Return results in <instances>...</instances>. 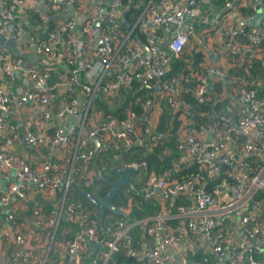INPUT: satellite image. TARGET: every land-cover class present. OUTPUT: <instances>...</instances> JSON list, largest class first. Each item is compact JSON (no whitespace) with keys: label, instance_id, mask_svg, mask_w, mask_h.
I'll return each instance as SVG.
<instances>
[{"label":"built area","instance_id":"obj_1","mask_svg":"<svg viewBox=\"0 0 264 264\" xmlns=\"http://www.w3.org/2000/svg\"><path fill=\"white\" fill-rule=\"evenodd\" d=\"M45 1L41 3L51 15H62L67 7L73 15L51 22L27 0H10L0 6V35L13 32L16 42L24 37L23 26L18 22L13 25L15 17L24 9L44 14L39 17L45 38L35 35L29 40L36 53L59 55L66 66L61 77L49 85L48 71L25 66L19 56L9 62L4 49L0 50V67L9 83L20 73L25 81L39 84L18 94L0 88V131L13 133L8 118L16 116L21 121L22 141L45 157L31 168L25 156L0 150V172L13 178L0 190V214L13 240L12 246L5 247L8 263L107 264L112 254L122 252L135 264H264V197L257 196L264 187V94L257 96L247 69L262 50L264 0L221 3L219 27L224 46L231 57L245 58L243 74L229 78L227 70L214 66L201 73L190 72L197 81L190 95L199 105L212 101L210 77L227 81L228 92L240 104L235 123L226 111L200 110L184 98L182 92L189 89L179 85L183 76L161 80L170 68L169 56L150 33L151 26L172 30L165 44L170 55L178 57L192 35V20L206 22L202 9L210 7L213 0H184L170 10L164 9L167 0H150L125 33L119 20L121 0ZM256 6L261 18L252 26L247 21ZM248 8L252 13L242 15ZM242 19L245 24L239 22ZM134 28L144 34V42L130 36ZM134 82L138 88L157 87L166 113L179 121L174 132L177 157L161 172L147 173L136 188L143 199L163 202L156 214L132 222L107 216L110 220L99 233L93 219L95 210L69 198L71 190L90 186L95 170L90 165L92 158L107 147L117 154L133 145L150 148L165 139L155 130L150 114L152 93L142 101L138 113L126 110L122 117H104L95 106L97 100H114ZM33 107L38 111L34 116ZM198 117L204 121L197 122ZM65 118H75L74 123L53 124ZM49 123L50 135L37 127ZM253 132L261 142L253 140ZM93 139L98 142L95 149ZM126 165L135 166L133 161H123L122 166ZM191 166L196 170L185 173ZM29 184L51 204L48 212L38 201L31 207L30 216L47 241L40 253L26 245L16 231L10 208L11 200L25 199ZM61 216L75 228L72 233L59 230ZM225 220L236 237L231 244L222 229ZM133 226L142 231L137 241L130 234ZM97 241L101 246L90 255L88 244Z\"/></svg>","mask_w":264,"mask_h":264},{"label":"crops","instance_id":"obj_2","mask_svg":"<svg viewBox=\"0 0 264 264\" xmlns=\"http://www.w3.org/2000/svg\"><path fill=\"white\" fill-rule=\"evenodd\" d=\"M9 1L10 0H0V6L5 4V2H9ZM27 2H32L31 3L32 5L38 6L41 2H46V1L45 0H27ZM72 2H88V0H73ZM138 2H140V0H138ZM146 2L149 3L150 0H147ZM151 2H154V1L152 0ZM182 2H184V0H167L166 6L164 9L170 10V9L178 8ZM213 2L214 1H212L211 4L209 5L210 7H206L202 9L203 15L206 18V22L201 21V20H196V19L192 20L193 25H194L192 35L189 37L188 42L183 46V49L181 51V53H184L186 56L192 50L201 51L203 56L199 64L200 66L199 73L203 72L204 68L208 66H214V67L221 68L224 70H227L228 68H232V67L237 68L240 66V62H241V58L231 57L229 55L228 49L224 46V39L220 33V27H219V13L221 9V4L215 5ZM29 13H32V14L36 13L40 17L44 15L41 12H40L41 14H38L33 9H24L20 12L18 16L15 17L13 25H15V23L17 22L18 24H21V25L25 23L27 24L29 23L28 28L23 27V34L26 36V38H23L22 40H19L16 42L17 53L15 54L16 56H19V58H21L25 66L48 71L49 72L48 84L52 85L61 77L62 72L63 70H65L66 66L63 63L61 56L44 54V53L38 54L34 51V49H32L33 44L29 40V38L35 35L38 36L39 38H42V36L45 35V30L43 27L40 26V23H37L34 20L28 21ZM241 14L243 15L242 11H241ZM31 17L32 16H30V18ZM119 20H120V16H119ZM7 25H10V24H7ZM38 28H41L42 30L36 33ZM150 29H151V32H150L151 35H153L160 43L163 42V44H165L166 38L170 37L171 31H172V30H169L165 32L162 29H159V27H155V26H151ZM157 29H158V32H157ZM2 49H4V52L6 54L5 58L9 62L14 60L16 56L14 57L12 55L13 52H11L5 47L0 46V50ZM263 50L264 48H262L260 52L261 54L260 56L263 57L262 63L264 66V54L262 55ZM186 61L188 65L190 62L189 59ZM115 71L116 69L108 72L107 75H110ZM209 79L214 85V93H213L212 102L213 101L215 102L218 100L225 106V110L228 114L229 112L233 114L235 113L237 114L238 107L240 106V104L235 102L232 99L231 93L228 92V90H231V88L226 86L227 81L223 80V83L220 85L221 89L217 91L216 83L220 81L219 80L220 78L210 77ZM252 81L254 84L256 83L255 84L256 88L257 86L259 87L262 84V81L260 80H256V81L252 80ZM182 84L183 83L181 81L179 85L182 86ZM0 88L4 89L6 92H13V93L18 94L30 88V84L29 82L22 79L20 73L16 75V78L14 79L13 82L9 83L6 80L4 73L0 67ZM151 93L154 96L152 97L153 105L151 106L150 114L155 120V130L162 135L161 138L165 136V139H166V137L169 136V134L173 133L174 135V132L179 125V121L174 118H171L166 113L167 120L164 122L162 126V131H158L157 124H158V121L160 120L159 118H160V115L162 114V111L166 112V104L161 94V91L157 89V87L154 88V90H152ZM150 95L151 94H149L148 97H150ZM226 96L229 97L227 100H225V98H227ZM108 105L111 106L110 103H108ZM31 111H33V116L36 115L38 112L36 107H33ZM213 112L215 111L213 110ZM74 120L75 118L74 119L65 118L59 121H55L53 124H59V125L65 126V125L74 123ZM8 122L10 125L14 127V130H13V133H10V132L3 133L0 131V150L10 151L14 153V155H23L25 156V161L31 168L37 167L38 164L42 160L45 159V157L42 155V152L40 150L30 147L29 145L25 144L22 141L21 121L19 118H17L16 116L9 117ZM37 127L40 130L45 131L47 135H50L52 133V123L42 124V125L39 124L37 125ZM251 135L254 141H258V142L262 141V138L255 132H253ZM144 148L148 149L149 147H144ZM105 149L100 154L95 155L90 161L91 163L90 165L93 166V169L94 167L99 166L101 162L103 161L102 158L104 157L102 156V154L105 151ZM114 154H115V159L118 160L117 158L119 156L118 155L119 153L116 154L114 152ZM118 161H120L123 164L124 160H118ZM141 168L143 172L145 173L144 174V178H145V175L147 173L144 171L143 164H141ZM144 178L142 179V181H144ZM12 180L13 178L10 173L0 172V190L7 187L8 184L12 182ZM142 181L138 183V186L142 183ZM73 193L81 195L80 189H73L70 191L69 198L72 196ZM11 201L12 202H10V208H12V211L14 214V224L16 226V231L25 238L26 245L32 246L36 252H39V253L43 252L47 244V241L45 240L44 233H42V231L37 226H35V223L32 217L30 216V212H31L32 203L34 201H38L41 204V207L43 208L44 212H48V210L51 209V204L40 196L39 192L36 191V188L32 184H29L26 188L25 199L23 200L14 199ZM74 201L81 203L79 200H74ZM121 207L124 209L123 206ZM90 209L92 211L93 208H90ZM63 216H61L60 218L59 230L63 229V230H67L68 233H72L75 230V228L73 226L68 225ZM112 219H114L113 216H112ZM118 219H120L121 221H125V218L121 216H119ZM224 223L226 225L222 226V229L225 232V236L227 240L231 244L233 242V239L236 237L228 229V227L231 224L227 220H225ZM66 238L68 239L69 236H66ZM8 245L12 246L13 240L10 237L8 224L5 223V221L3 220V215L0 214V264H10L6 260V251L8 249H6L5 247ZM54 258L55 256L51 252L50 260H53ZM195 258H197V256H195Z\"/></svg>","mask_w":264,"mask_h":264},{"label":"trees","instance_id":"obj_3","mask_svg":"<svg viewBox=\"0 0 264 264\" xmlns=\"http://www.w3.org/2000/svg\"><path fill=\"white\" fill-rule=\"evenodd\" d=\"M147 0H121L122 2V9H126L124 13V19L125 22L128 23V28L132 25V23L135 21L136 17L141 12L142 8L147 4ZM214 4H221L222 0H213ZM243 15L251 14L252 11L250 8L242 10ZM29 19L28 21L34 20L37 23H40V17L36 13H29ZM30 16H32L30 18ZM29 24V23H28ZM27 23L22 24L23 27L28 28ZM248 27V26H247ZM160 29V28H159ZM121 30L125 33L127 29L124 28V24L122 23ZM158 32V29H157ZM133 39L144 42V34H140L139 31L134 28L131 31L130 35ZM162 50L165 52L167 56H169V63L170 68L167 72H165L161 78V80H168L171 77H177L179 75L183 76L184 79L182 81V86L185 88H188L189 90L182 92V96L186 98L193 106H195L197 109H210L214 110L216 113L225 112V106L220 101H210L209 104H202L199 105L195 102L194 98L190 95V90L194 88L196 84L195 75H191V71L199 72L200 71V62L202 60L203 54L200 50H192L187 56L184 53H181L178 57H173L170 55L169 50L166 47V44H163V42L160 43ZM261 48H264V40L261 43ZM264 54V50L262 51V55ZM12 55L15 57L16 54L12 53ZM261 55V54H260ZM259 55L258 57H254L250 60V66L247 68L245 66V58H241L242 63L239 67L235 68H228L227 69V76L230 77H237L244 73L245 69H248L249 72V79L251 80H260L262 81V84L258 87L257 86V96H262L264 94V66H263V57ZM237 56V55H236ZM190 61V64L187 65V61ZM190 70H189V67ZM186 79V80H185ZM216 83V90H220V85L223 83L222 79H219ZM222 81V82H221ZM256 84V83H255ZM227 86V85H226ZM154 90V87L146 88H138L136 83H132L129 87L124 88L120 90L114 100H108V102L111 104V106L108 105V103L104 102L105 100H97L95 101V106L102 110V115L104 117H122L126 110H131L136 113L140 110V105L142 101L149 96V94ZM227 95V94H226ZM227 97V96H226ZM229 97L225 98L227 100ZM224 100V101H225ZM214 112V113H215ZM160 120L157 124L158 131H162V126L164 122L167 120V114L165 111H162V114L160 115ZM197 122H203L204 118L198 117L196 119ZM176 124V123H175ZM168 137V138H167ZM166 139L163 141H157L154 145H152L150 148L145 149L138 145H133L130 149L123 152V160L125 162H131L135 158L139 157L140 155L144 156V163L143 168L146 173L150 172H161L164 168L170 165V161L177 157V152L174 149L175 148V141H174V135L169 134ZM100 154L96 153L95 155ZM196 170L195 167L191 166L189 169L185 170V173L194 172ZM183 173V172H182ZM181 173V174H182ZM183 175V174H182ZM99 190L97 191V196H94L90 192V186L85 187L84 189L90 194V196L93 199L100 200L102 195L105 192L106 185L102 184L99 185ZM126 194H128L131 199H126V196L122 191H120L113 199L112 204L123 206L127 215L125 220L127 222H132L134 220L152 216L156 214L159 210V208L163 205V202L161 200H158L157 198H150V199H143L140 197L137 200L138 194H132L128 190L126 191ZM80 198L81 204L85 205L88 208H93L95 210L96 214V208L95 206L85 198L84 195H78ZM258 197H264V187L258 191L257 193ZM98 197V198H97ZM136 200V201H135ZM95 214L93 216V219L95 218ZM111 212L109 210L104 211V215L102 218L103 225H106V223L111 218ZM109 216L108 219L106 217ZM122 217V216H121ZM100 233V232H99ZM142 231L139 230L138 226H133L130 229V234L135 238V241L138 240L140 234ZM70 237V235H69ZM50 263V261H49ZM48 263V264H49ZM107 264H135L134 261L130 258H127L123 255L122 252L114 253L111 255V258L108 260Z\"/></svg>","mask_w":264,"mask_h":264},{"label":"water","instance_id":"obj_4","mask_svg":"<svg viewBox=\"0 0 264 264\" xmlns=\"http://www.w3.org/2000/svg\"><path fill=\"white\" fill-rule=\"evenodd\" d=\"M60 2H64V0H60ZM38 8L49 17L51 22H54L57 19H62V20L67 19L73 15L70 7H67L66 13H64L62 15H51L46 10L45 6L42 3H40L38 5ZM125 11H126V9L121 10L120 21L123 22L124 28H128V23L125 22V19H124ZM260 18H261V12L259 11L258 6H256L255 14L252 16V18H250L247 21V23L252 25V26H257ZM239 22L241 24L246 23V21L243 19L239 20ZM23 37L26 38V36L24 34H23ZM42 37L45 38V35ZM98 42H99V39L96 40L93 45L95 46ZM15 43H16V40L14 38L13 32H10L7 36L0 35V46L7 48L8 50H10L13 53H17ZM143 48L145 50V53H148L147 47L144 46ZM32 49H33V47H32ZM29 84H30V88L31 87H34V88L39 87V84H37V83H32V84L29 83ZM229 116L231 118V122L235 123L234 114L229 112ZM209 135H210V133H207V137H209ZM93 144H94V149H95L97 144H98L96 139H93ZM122 154H123V152H119V154H118L119 156L117 158L118 160H123ZM133 162H134L135 166L134 165H126V166H121L120 168L113 166L112 172H114L116 174V178L114 180H109L105 177H101L102 180H105V182L108 184V189L104 192V194L102 195L100 200L93 199L85 189L80 190V194L84 195L85 198L87 200H89L96 208L95 221H96L97 228H98L100 233L103 232L102 218H103L105 210H109L112 213L114 220H118L119 216L126 217V215H127L126 211L121 206L112 204V199L118 194L119 188L121 186H126L130 193L135 194V195L138 194L137 189L135 188V186L132 184V182L130 180V175L134 174L138 170V167L141 164H143L144 156L140 155L139 158H135L133 160ZM94 169L97 173V177H100L101 171L99 169V166H96ZM224 169H225V166H221V171H224ZM88 246H89L88 253L93 254L95 252V250L101 246V243L99 241L92 242V243H89Z\"/></svg>","mask_w":264,"mask_h":264},{"label":"flooded vegetation","instance_id":"obj_5","mask_svg":"<svg viewBox=\"0 0 264 264\" xmlns=\"http://www.w3.org/2000/svg\"><path fill=\"white\" fill-rule=\"evenodd\" d=\"M104 153H105L103 156L104 159L101 162V164L99 165V169L101 171V176L97 177V173L94 170V174L92 176V180H91V184H90V189H91L90 191L92 192V194L94 196H97V194L95 193V189L99 188V185L105 184L106 185L105 191L108 189V184L105 182V180H102L101 177H105L109 180H114L116 178V174L114 172H112V167L116 166L117 168H120L122 166L121 165L122 163L115 159V154H114V151L112 149L106 148ZM144 174L145 173L143 172V177H144ZM125 190L126 191L128 190L126 186H121L119 188V192L122 191V193H125L124 192Z\"/></svg>","mask_w":264,"mask_h":264},{"label":"rangeland","instance_id":"obj_6","mask_svg":"<svg viewBox=\"0 0 264 264\" xmlns=\"http://www.w3.org/2000/svg\"><path fill=\"white\" fill-rule=\"evenodd\" d=\"M42 29L41 28H38L37 29V31H36V33H38V32H40ZM105 152V151H104ZM103 152V154H102V156H104V153ZM102 159H104V158H102ZM144 177H143V170H142V168H141V165H140V167H138V170L134 173V174H132V175H130V180H131V182H132V184L135 186V188H138L139 186H138V183L139 182H141L142 181V179H143ZM136 179V180H135ZM100 188H96L95 189V193L97 194V191L99 190ZM91 192V191H90ZM125 193V195H126V199H131V197L128 195V194H126V190L124 191ZM92 193V192H91ZM140 197H142L139 193H138V196H137V200L140 198ZM71 199H73V200H80V198L77 196V194H75V193H73L72 194V196L70 197ZM143 198V197H142ZM136 201V200H135Z\"/></svg>","mask_w":264,"mask_h":264}]
</instances>
